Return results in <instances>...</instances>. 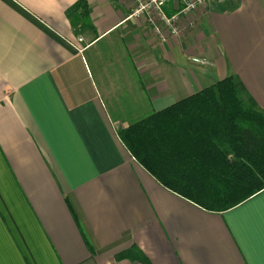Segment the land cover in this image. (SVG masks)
Instances as JSON below:
<instances>
[{"label": "crops", "instance_id": "0c3cea01", "mask_svg": "<svg viewBox=\"0 0 264 264\" xmlns=\"http://www.w3.org/2000/svg\"><path fill=\"white\" fill-rule=\"evenodd\" d=\"M148 15L0 0V264H264V188L207 209L119 132L230 74L264 109V0H208L165 40Z\"/></svg>", "mask_w": 264, "mask_h": 264}, {"label": "trees", "instance_id": "16d2710c", "mask_svg": "<svg viewBox=\"0 0 264 264\" xmlns=\"http://www.w3.org/2000/svg\"><path fill=\"white\" fill-rule=\"evenodd\" d=\"M135 158L164 185L210 210L264 188V109L227 75L120 129ZM119 256L146 258L136 245Z\"/></svg>", "mask_w": 264, "mask_h": 264}, {"label": "built area", "instance_id": "2783aa9c", "mask_svg": "<svg viewBox=\"0 0 264 264\" xmlns=\"http://www.w3.org/2000/svg\"><path fill=\"white\" fill-rule=\"evenodd\" d=\"M207 2L208 0H134L137 13L149 11L148 20L161 40H165L170 34H178L183 27V19ZM194 59L203 61L198 57Z\"/></svg>", "mask_w": 264, "mask_h": 264}]
</instances>
